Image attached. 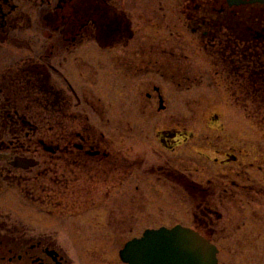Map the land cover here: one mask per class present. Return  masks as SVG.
Wrapping results in <instances>:
<instances>
[{
  "label": "rangeland",
  "instance_id": "obj_1",
  "mask_svg": "<svg viewBox=\"0 0 264 264\" xmlns=\"http://www.w3.org/2000/svg\"><path fill=\"white\" fill-rule=\"evenodd\" d=\"M176 2L112 0L114 7L126 8L137 29L127 44L123 40L109 47L101 44L91 24L82 37L65 39L43 20L41 26L26 27L19 38L0 44V72L38 65L57 82L64 102L53 105L50 89L26 88L20 94L6 82L0 89V143L10 146L6 151L12 155L33 154L39 159L33 172L42 170L34 192L40 196L39 207L12 186L0 192V207L23 214L33 225L78 227L80 234L69 230L65 237L75 239L78 249L83 245L81 253L88 252L89 264H103L102 260L123 264L118 250L145 228L176 223L195 227L194 218L203 219L196 207L199 198L193 188L187 192L182 186L181 172H192L187 177L195 180L201 170L206 179L210 172L219 174L231 166L241 185L249 188V196H238L236 203H217L222 217L206 225L240 226L217 240L220 262L264 264V89H238L227 73H215L211 64H205V51L185 28V14ZM166 48L183 50L190 62L167 57ZM136 50L142 64H150L139 74L119 65L129 59L133 65ZM51 63L63 74L52 71ZM157 67L167 74L161 75ZM185 71L190 81L185 80ZM179 82L177 90L172 83ZM152 84L161 88L164 109H158L156 96H146L152 93ZM17 111L32 127H22L16 119L5 121L7 114ZM57 119L61 123H55ZM70 129H86L90 143L99 142L106 154L87 158L79 166L59 160L57 171L74 183L61 186L52 180L49 155L32 149L37 148V137L49 140L54 132ZM215 151H229L239 160L222 165L211 158ZM242 168L247 176L241 175Z\"/></svg>",
  "mask_w": 264,
  "mask_h": 264
},
{
  "label": "flooded vegetation",
  "instance_id": "obj_2",
  "mask_svg": "<svg viewBox=\"0 0 264 264\" xmlns=\"http://www.w3.org/2000/svg\"><path fill=\"white\" fill-rule=\"evenodd\" d=\"M111 1L0 0V44L19 38L26 27L41 26L42 20L47 26H51L54 32L62 34L61 36L65 39L68 38L67 36L71 40L82 37L91 24L101 44L107 43L109 47L122 40L127 44V38L133 37L137 29L132 28L131 17L126 8L121 4L114 7ZM175 5L185 14L187 26L185 28L201 43L205 51V64H211L215 73H227V76L231 77L236 84L233 86H237L238 89L250 90L260 87L264 89V0H177ZM110 37L114 40H109ZM249 42H253L252 46H247ZM165 54L169 58L185 63H189L191 59L183 50L166 48ZM115 57H117L116 54ZM119 58L121 60L122 54ZM133 58L135 59L133 65L129 59V61H121L120 67L131 69L133 74L146 72L150 68V64H142L139 60L137 50ZM171 63V61L166 62L165 67L168 69ZM50 65H52L51 70L56 74L59 72L63 74L53 63ZM156 70L161 75L167 74L163 67H157ZM0 73V81L3 80L0 83V89L5 88V82L7 87L13 85V89L20 94V89H50L53 91L52 104L64 106L60 94L62 90L59 89L57 82L51 80L48 72L38 65H26L23 68H16L15 72ZM183 74L185 80H191V75L187 71ZM40 78H43V81ZM260 78L261 81L257 82ZM62 79L66 86L71 87L65 75H62ZM200 81L196 85L200 84ZM172 84H176L174 88L182 86L180 82ZM151 89L152 93L146 92L147 98L152 99L156 96L158 109H164L166 105L160 86L152 84ZM5 119L8 122L16 119L22 127L25 125L32 127L30 121L25 116L19 115L18 111L13 116L7 114ZM55 123H61V121L57 119ZM34 144L37 147L32 149L34 153L40 149L42 153L49 155L50 171L54 177L52 180L61 186H73L74 183L73 180L62 176L57 171L59 160H63L65 164L79 166L87 158L99 156L101 153L106 154L101 152L99 142L90 143L86 129L56 131L50 135L49 140L37 137L34 139ZM9 147L3 146V142L0 143V159L4 160L0 163V192L9 186L21 189L25 192L22 197L32 199L31 202L34 201L39 207L40 196L34 192H36L35 187H39L42 170L34 172L32 170L33 166L39 165V159L33 154L12 155L11 152L6 151ZM27 149L30 150L29 145ZM215 152L218 153L211 158L222 165L227 166L228 163L239 160L236 154L229 151ZM23 157H32L38 162L35 165H28ZM190 173L181 172L182 186L187 192L193 188L194 194L199 198L196 207L203 217V219L199 216L196 217L197 219L194 218L196 224L193 228L216 247L217 264H226L219 260L220 248L217 240L223 235L231 234L232 229L237 231L240 226L228 229L225 226L213 228L206 224L208 221L213 224V218L221 219L222 212L217 209V203L222 204L228 200L236 203L238 196L248 195L247 192L250 193V190L247 186L245 187L248 189H245L241 185L239 176L236 177L238 172L234 173V168L231 166L220 170L219 174L210 172L206 179L201 170L196 171V174L200 173V175L195 180L187 177ZM241 175L247 176L244 168L241 169ZM45 212L53 214L50 209ZM38 213L35 212L34 215ZM72 228L33 225L23 214L21 216L20 213L2 210L0 207V264H89L86 258L88 252L84 253L83 250L81 253L83 245H80L78 249L79 245L76 244L75 239L65 237L70 234L69 230H76L77 234H80V228L75 227L71 230ZM101 262L105 263L103 260ZM110 262L108 261V264Z\"/></svg>",
  "mask_w": 264,
  "mask_h": 264
},
{
  "label": "water",
  "instance_id": "obj_3",
  "mask_svg": "<svg viewBox=\"0 0 264 264\" xmlns=\"http://www.w3.org/2000/svg\"><path fill=\"white\" fill-rule=\"evenodd\" d=\"M28 165L35 164L26 159ZM216 247L193 228H147L139 237L126 241L119 251L127 264H217Z\"/></svg>",
  "mask_w": 264,
  "mask_h": 264
}]
</instances>
